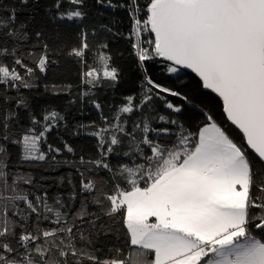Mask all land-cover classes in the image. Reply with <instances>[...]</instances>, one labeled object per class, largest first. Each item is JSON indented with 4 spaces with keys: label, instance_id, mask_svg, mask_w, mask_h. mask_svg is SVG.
Returning <instances> with one entry per match:
<instances>
[{
    "label": "snow or ice",
    "instance_id": "6c2138e0",
    "mask_svg": "<svg viewBox=\"0 0 264 264\" xmlns=\"http://www.w3.org/2000/svg\"><path fill=\"white\" fill-rule=\"evenodd\" d=\"M104 38L130 42L139 74L110 115L96 93L124 77ZM62 62L79 68L68 107L100 114L73 131L87 147L49 142L67 114L25 94L69 93L48 83ZM0 264H264V0H0Z\"/></svg>",
    "mask_w": 264,
    "mask_h": 264
},
{
    "label": "trees",
    "instance_id": "16d2710c",
    "mask_svg": "<svg viewBox=\"0 0 264 264\" xmlns=\"http://www.w3.org/2000/svg\"><path fill=\"white\" fill-rule=\"evenodd\" d=\"M8 2L11 3L12 0H8ZM24 15H26V13ZM116 16L119 20L123 21L122 24L118 25L119 30L126 33L129 28L127 13L118 12ZM21 18H23V15ZM109 19H112V17L109 16ZM100 38L102 37H97V39ZM144 38L147 39L149 37L146 35ZM89 39L94 43L93 38L90 37ZM104 39H106V42L110 43V50L116 54L113 63L122 69L124 77L120 87L115 92L108 88H101L96 93L97 99L104 105L103 114L110 115L109 108L120 104L124 95L138 92L139 74L135 72V65L130 55V42L123 38L117 40H112L111 38ZM120 53L123 54L122 58L119 55ZM89 60L91 62V55L89 56ZM78 71L79 68L77 65H68L67 68H65V65L62 62L60 68L55 74L51 72L49 73V85L56 83L61 88H66L67 85H71V91L67 94L53 96L50 92H45L43 80L37 81V83L41 84V87L32 90L31 93L25 90V94L33 96L38 105H48L60 109L67 114V126L60 127L58 130L53 131V133L49 135V142L59 144V138L62 137L63 140L68 141L75 147L83 148L93 144L94 140L91 137H86L84 135H73V131L77 130L79 123H87L89 121L100 123L101 119L100 114L89 102H80L77 100L76 104L68 107L69 100L77 99L79 95L80 85ZM150 71L155 80L165 83L166 86H172L170 84L169 76L165 74L159 66L150 65ZM185 79L189 81V87L185 89V91H187L190 96H194L205 111L210 110L218 122L225 123L222 114V101L220 98L211 93L210 90L200 89L198 78L190 71L187 72ZM170 99L177 104L183 103V101L176 98ZM155 106L156 110L163 114L164 110L162 102L159 100L155 101ZM185 117L186 123L190 124L193 127V130H195L197 124L202 123L204 120L203 116H200L199 113L193 112L190 109L186 110ZM228 131L230 135L239 138V132L233 127L229 126ZM68 171L69 169H60V172L62 173H67ZM52 175L56 174L54 173ZM115 242L116 241H113V243Z\"/></svg>",
    "mask_w": 264,
    "mask_h": 264
},
{
    "label": "water",
    "instance_id": "95a60500",
    "mask_svg": "<svg viewBox=\"0 0 264 264\" xmlns=\"http://www.w3.org/2000/svg\"><path fill=\"white\" fill-rule=\"evenodd\" d=\"M190 71V70H189Z\"/></svg>",
    "mask_w": 264,
    "mask_h": 264
}]
</instances>
